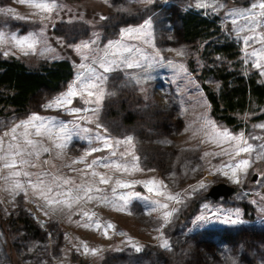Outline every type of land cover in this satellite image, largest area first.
I'll list each match as a JSON object with an SVG mask.
<instances>
[{
	"label": "rangeland",
	"instance_id": "374dc122",
	"mask_svg": "<svg viewBox=\"0 0 264 264\" xmlns=\"http://www.w3.org/2000/svg\"><path fill=\"white\" fill-rule=\"evenodd\" d=\"M56 2L58 7L52 12H38L18 0H0V9L13 10L0 12V33L8 38L38 33L35 50L27 55L11 39L8 43L0 42V58L15 57L28 67L42 60L66 59L75 71L72 79L62 83L57 91L35 94L25 110L2 109L0 125L7 130L33 114L52 121L53 132L56 124H67L71 137L64 141L62 149L55 147L53 141L61 142L55 136L51 140L32 137L51 151L42 152L39 157H26L37 167L26 165L21 171L32 174L33 183L40 174L53 187L50 195L59 200L68 199L63 195L66 192L85 198L73 203L70 209L60 204L46 207L44 199L33 195L28 177L12 178L25 185L24 191H5L11 188V181L0 180V219L26 215L43 233L41 240L23 241L17 238L23 234L21 229L5 226V231L0 225V264H167L175 252L179 255L182 251V236L196 232L203 233L210 247V251H202V264H245L241 260L244 256L255 264H264V244L258 243L253 247L256 251L249 252L237 237L222 233L223 228L232 232L249 224L264 227V159L254 158L255 153L235 155V141L218 146L208 135L211 129L204 127L206 122H212L217 130L243 135L249 144L264 143L251 139L264 137V96L257 101L256 96L250 95L244 107L234 111V123L230 124L213 116L203 86L222 95L238 78L243 82L253 80L264 88V9L259 7L264 0H203L210 5L207 8L196 7L201 0ZM178 10H199L218 23L221 39L230 41L234 51L221 54L211 46L204 47L206 41L181 40L176 36ZM146 21L151 24L146 30L151 32L150 37L126 35L123 31L140 28ZM84 41L89 42L90 48L77 51ZM110 42L119 46L108 48ZM125 47L133 48V52H124ZM101 50L108 53V60L116 61L114 71L103 73L93 63ZM125 57L139 61L140 66L127 67ZM89 67L106 77L97 81L104 91L99 104H85V93L73 97L67 108L44 107L77 85L79 78L87 77ZM80 87L82 84L77 86L78 92ZM74 108L98 111L73 114L69 109ZM97 124L102 127L97 128ZM97 135L107 136L112 147H105L96 139ZM126 137L132 138L131 145L116 144ZM225 150L231 155L224 154ZM133 156L139 159L133 160ZM81 158L83 162H76ZM241 159H249L250 166L237 172L240 182L236 183L227 165H235ZM105 164H126L129 170ZM92 172L99 175L93 176ZM7 174L8 171L4 173ZM253 174L255 180H251ZM100 176L109 183H100ZM56 177L59 179L53 183ZM65 179L72 183L64 184ZM148 181L157 184L146 186ZM216 182L234 186L235 192L227 200L210 199L205 193ZM201 183L205 187L201 188ZM124 184L129 186L122 187ZM81 185L93 189L87 194L91 199L78 188ZM148 187L154 190L149 192ZM169 195L179 202L169 200ZM192 202L195 207L185 214ZM160 204L168 207L162 208ZM165 212L172 213L167 220ZM202 216L206 219H199ZM229 218L243 223H226ZM164 241L170 248L162 246ZM91 250H96L95 254Z\"/></svg>",
	"mask_w": 264,
	"mask_h": 264
},
{
	"label": "snow or ice",
	"instance_id": "6c2138e0",
	"mask_svg": "<svg viewBox=\"0 0 264 264\" xmlns=\"http://www.w3.org/2000/svg\"><path fill=\"white\" fill-rule=\"evenodd\" d=\"M19 3L21 4H29L30 6L34 7L35 9L39 11H44V12H52L55 10L58 5L56 0H18ZM141 2H146V3H152L153 0H141ZM210 5L208 3L203 2L201 0L200 3L196 4V7L198 8H207ZM260 8L264 9V3L259 5ZM13 10L11 8L8 9H0V12H12ZM37 12V14H38ZM19 19H24V17H17ZM246 19L248 17H245ZM101 19H107L106 17H101ZM151 27L150 21H146L144 25H142L140 28H128L123 30L126 35H132L133 33H138V34H146L149 37L151 36V32H146L148 28ZM37 36L38 33H33L29 36H24L22 38H17L16 36H11L10 38L5 37L3 33H0V42L3 43H8L9 39L15 41L16 46L24 52L25 55L28 54V51H34L35 46L37 43ZM95 43V41H93ZM119 45L114 44L110 42L108 44V48H113V47H118ZM90 48V44L87 41H84L77 47V51H80L81 49H88ZM138 51V50H137ZM124 52L127 53H132L133 48L131 47H125ZM102 54H99L97 58L93 61V63H96L99 65V68L102 69L103 73H108L111 71H114L113 65H116L115 60H108V53L105 52L104 50H101ZM7 54V53H5ZM115 55V53H113ZM85 59H88L87 56L84 57ZM124 63H126L127 67H139V61L133 59L131 61L128 60L127 57L124 58L123 60ZM257 67H260V64L256 65ZM81 67H84V65H81ZM88 73L89 75L87 77H82L79 78L77 81V85H73L66 93L56 97L53 101L50 103H47L44 105V107L47 108H61L65 107L67 108L68 105L72 103V98L81 95L83 96L85 93L88 97V99L84 100L85 104H91V103H96L99 104L104 96V91L103 88L101 87L100 83H97V81H103L106 79L103 74L97 75L96 71L94 68L89 67L88 68ZM80 91H77V86L81 85ZM69 111L73 114H79L83 111H90L93 114H95L98 111V108H91V109H83V108H74V109H69ZM83 118V117H81ZM50 124H52V121H49L45 117H41L37 114H33L27 121H21L19 124H16L15 126H12L8 128L7 130H4V126L0 125V180H3L5 183H8L11 181V188H5V191L8 192H13L14 190L18 191H24L25 185L21 184L19 180H13V177H28V184L29 186L34 190L33 195H39L42 199H44L47 206H54L57 204L64 205L68 207L69 209L72 207L73 203H79V201L85 197L80 196V195H75L71 192H66L63 193L68 199L65 200H59L56 198V196H51L50 194L53 192V187L51 184L45 183V181L41 178L40 174L36 175V181L35 183L32 182L31 175L27 171H21V169L24 166H31V167H37V164L30 160L27 159L26 157H39V155L42 152H50L51 148L47 147H42V141L33 139V136L37 137H45L47 139H52L53 136L56 137L57 140L61 141L60 143H55V147L62 149L65 146L64 141L67 138L71 137V132L68 129L67 124L65 123H58L55 125L56 131L53 132L52 128L50 127ZM75 126V125H74ZM102 125L97 124V128H101ZM206 128H210L211 131H209L208 135L217 143L219 146L223 142H230V141H235L234 145V151L235 155H240V153H255L254 158H259V159H264V143H258L257 145L249 144L248 141L245 139L243 135L240 136H234L230 134L227 130H217L215 128V125L212 124V122H206L204 125ZM261 127H264L262 125ZM22 130V131H21ZM82 131H89L88 129H82ZM107 130L105 129V132ZM222 138V140L220 139ZM97 140H100L104 143L105 147L111 148L112 144L109 142V138L104 135H97L96 136ZM253 140H261L264 141V137H251ZM116 144H132V138L131 137H126L124 140H118L116 141ZM99 149H92V151H98ZM90 154V153H89ZM224 154L231 155L227 150L224 151ZM116 153L113 152V156H115ZM123 155V154H122ZM205 155H211L210 153H205ZM84 158H81L80 161L76 162H83ZM138 157L133 156V160H138ZM45 163H49L48 161H45ZM93 163H98V161H93ZM105 167L113 166L117 170H122V171H128L129 168L126 164H115V165H108L105 164ZM250 166V160L249 159H241L238 163L235 165H227V167L231 171V176L235 179L236 183L240 182L239 176L237 175V172H244L247 170V168ZM91 167V165H89ZM135 167V166H133ZM138 170V169H137ZM8 171L7 175H4V173ZM222 171V169H221ZM225 175H228L227 172L224 173ZM93 176H98L99 174L96 172H92ZM59 178L56 177L53 180V183H55L56 180ZM100 183L107 184L109 183V180L106 179L103 176L99 177ZM64 184H70L72 181H69L65 179L63 181ZM162 183V182H161ZM157 184L156 181H148L147 185H155ZM59 187V185H56ZM122 187H128L129 185L124 184L121 185ZM200 187L203 188L205 185L203 183L200 184ZM78 188H82L85 195L87 196L88 193H91L93 189L91 187H85L83 185L78 186ZM154 189L153 187H148V191L152 192ZM96 191H100L99 188L96 189ZM161 195L163 193H160ZM25 195H27V192H25ZM57 195H60L57 193ZM88 199H91V196H87ZM169 200H177V197L169 195L167 197ZM123 199V197H121ZM69 200L72 202L70 203ZM154 203H159V201H155ZM160 207L162 208H167V204H160ZM207 208L208 206L205 205ZM85 216H88V213H84ZM172 215L171 212H165L164 214V219L167 220L168 217ZM215 215V214H213ZM91 219V217H89ZM199 219L205 220V217H200ZM226 223H243V221H238V220H232L229 218L228 220L225 221ZM85 227H90V225L85 224ZM99 227V225H97ZM108 228H111L112 225H107ZM106 234V233H105ZM164 248H170V245L168 244L167 241H164L163 245ZM85 253L89 252V249L87 246H84ZM136 251H140L139 248L136 249ZM92 254H95L96 250H91Z\"/></svg>",
	"mask_w": 264,
	"mask_h": 264
},
{
	"label": "trees",
	"instance_id": "16d2710c",
	"mask_svg": "<svg viewBox=\"0 0 264 264\" xmlns=\"http://www.w3.org/2000/svg\"><path fill=\"white\" fill-rule=\"evenodd\" d=\"M176 21L178 25L176 36L184 42L199 43L206 41L204 47L211 46L216 52L226 55H230L234 51V46L230 41L221 39L219 24L208 19L199 10H178ZM74 72V68L66 59H57L51 62L42 60L33 67H28L15 57L0 58V111L9 107L16 112L25 110L35 94L42 90L57 91L62 83H67L72 79ZM220 76L225 78V74ZM234 81L236 82L235 85L225 89L222 95H216L210 88L203 85L212 106L211 113L213 116L224 119L230 124L234 123V111L244 107L250 95L256 96L257 101H261L264 96L263 86L255 84L253 80L243 82L235 78ZM194 207L195 203L192 202L184 210L185 214L190 213ZM0 225L11 230L21 229L23 234H19L17 237L19 240L42 239L43 233L26 215H9L1 218ZM4 230L6 231L5 228ZM222 233L228 237H237L238 239H235L244 243L249 252L252 251L253 247H257L258 243L264 244V227L249 224L238 227L232 232L228 228H223ZM182 237L179 244L183 248L182 251L179 252V255H175L178 254L175 252L174 257L168 263L202 264L201 259L204 257H202V251H210L203 233L196 232ZM208 253L212 255L211 252ZM213 257L218 259L214 253ZM241 260L245 264H255L252 259L245 256L244 258L241 257Z\"/></svg>",
	"mask_w": 264,
	"mask_h": 264
},
{
	"label": "water",
	"instance_id": "95a60500",
	"mask_svg": "<svg viewBox=\"0 0 264 264\" xmlns=\"http://www.w3.org/2000/svg\"><path fill=\"white\" fill-rule=\"evenodd\" d=\"M256 174H253L251 180H255ZM235 192V187L227 184L225 182H216L214 184H211L209 188L206 191V196L210 199H219L222 198L224 200H227L230 195H232Z\"/></svg>",
	"mask_w": 264,
	"mask_h": 264
}]
</instances>
